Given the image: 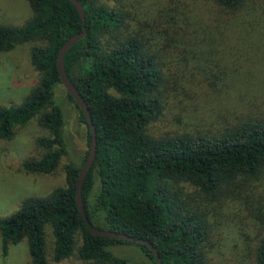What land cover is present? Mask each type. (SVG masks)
Returning <instances> with one entry per match:
<instances>
[{
	"label": "trees",
	"instance_id": "16d2710c",
	"mask_svg": "<svg viewBox=\"0 0 264 264\" xmlns=\"http://www.w3.org/2000/svg\"><path fill=\"white\" fill-rule=\"evenodd\" d=\"M29 1L33 15L24 25L0 24V51L18 42L35 43L30 56L42 76L22 103L0 104V138L10 139L16 125L37 117L50 131L49 136L37 139L46 151L38 159L25 161L24 167L52 173L68 154L64 104L55 98V88L62 83L57 54L68 38L83 29L84 22L69 0ZM81 1L88 33L66 52L65 65L89 104L97 131L96 159L82 186L91 223L152 241L162 264H235L208 259L206 248L213 228L205 198H215L231 181L264 175V80L258 79L264 73V0H251L262 13L256 22H249L247 32L232 34L235 23L231 19L248 0H214L228 17L220 16L216 27L197 35L192 34L187 18L188 33L179 25L171 36L165 34L164 45H154L142 24L130 31L127 15L111 7V0ZM258 24L261 35L250 38ZM244 35L243 43L233 38L241 36V40ZM232 45L241 46L246 54L236 48L239 55L254 64L223 83L227 90L238 91L241 99L236 102L228 92L229 108L239 109L233 122L203 134L152 132L153 122L168 106L170 88L178 84L173 90L181 86L184 93L191 84L167 78L164 55L178 66L190 55L195 62L203 58L217 66L229 65ZM252 86L257 89L252 91ZM249 91L259 92V97L245 94ZM67 98L88 126L91 144L92 130L84 113L68 92ZM82 165L68 163L64 187L46 196L26 197L12 215L0 218L3 253H8L11 244L27 239L31 263L50 264L46 253L49 224L55 236L53 260L75 255L86 264H129L110 247L136 245L152 264H158L145 244L92 234L75 196ZM186 183L194 190L188 192ZM253 263L264 264V237L254 250Z\"/></svg>",
	"mask_w": 264,
	"mask_h": 264
},
{
	"label": "rangeland",
	"instance_id": "374dc122",
	"mask_svg": "<svg viewBox=\"0 0 264 264\" xmlns=\"http://www.w3.org/2000/svg\"><path fill=\"white\" fill-rule=\"evenodd\" d=\"M109 5L127 15L130 31L138 29L139 24H142L154 45H164L165 34L170 33L171 36L173 28L178 29L179 25L185 27L188 33V24L185 21L187 18L192 23V34L197 35L216 27L218 18L225 15L224 10L214 0H111ZM261 13V9L248 0L232 15L231 20L235 26L231 33L240 35L242 31L247 32L246 29L251 27L249 22H256ZM32 15L33 9L29 0H0V24L24 25ZM225 16L228 17L227 14ZM222 27L226 30V25ZM254 27L257 30L261 25ZM259 35L261 31L257 30L250 38L257 39ZM233 38L241 43L247 40L246 35L241 40L235 36ZM34 44L18 42L8 51H0L1 105L22 103L41 79L42 75L30 56V49ZM231 47L232 59L229 65L222 62V66L203 58H198V62H195L191 55L178 66L175 61L170 64L171 56L164 55L167 78L179 82L189 81L191 84L184 93L181 86L178 90H173L178 84L170 88L168 106L153 122L152 132L166 136L181 132L203 134L233 122L239 109L229 108L231 102L228 92L236 102H241V99L238 91L227 90L223 83L233 74L241 75L248 69L246 66L253 63L246 61V56L239 55L236 48L246 54L241 46ZM258 79L264 80L263 72ZM251 89L254 91L257 86H252ZM252 91L245 94L253 98L254 95L259 97V92L255 94ZM55 98L64 104L68 154L61 159L52 173L25 169V161L38 159L46 151L37 144V139L50 135V131L38 123L37 117L23 126L16 125L10 139L0 138V218L12 215L21 207L26 197L46 196L54 188L64 187L67 164H82L87 155L90 148L88 126L80 120L79 111L75 103L67 98V91L62 83L55 88ZM185 185L188 192L194 190L190 184ZM205 204L210 209L213 228L206 248L209 261L254 264V250L259 240L264 237V175L231 181L223 185L215 198H205ZM46 235V253L50 264L87 263L75 255L59 261L53 260L55 236L49 224L46 226ZM2 240L0 232V264H32L27 239L11 244L6 255L2 251ZM110 250L116 255L126 257L129 264H152L136 245L110 247Z\"/></svg>",
	"mask_w": 264,
	"mask_h": 264
},
{
	"label": "water",
	"instance_id": "95a60500",
	"mask_svg": "<svg viewBox=\"0 0 264 264\" xmlns=\"http://www.w3.org/2000/svg\"><path fill=\"white\" fill-rule=\"evenodd\" d=\"M69 1H71L76 6V8L79 10V12L83 18L84 27L81 31H79V33L74 34L73 36L68 38L59 48L58 54H57L58 55V60H57L58 70H59V74L61 77L62 84L64 85L66 91L68 93H70L73 96V98L75 99L76 103L78 104V108L80 110H82V112L84 113L86 120H87V122L90 125L91 130H92V141L90 144V150H89L87 158L83 162V165L80 169L79 176H77V179H76L75 196H76V200H77L79 210L81 211L82 215L85 217L86 222H87L88 226L90 227L92 234H94L96 236H100V237L122 239V240L131 241V242H138L141 244H145L148 246V248L153 253L156 261H158V264H162L159 252H158L156 246L153 244L152 241L147 240V239L137 238V237H134V236L127 234V233H124V232H117V231L105 230V229L98 228L91 223V220L88 217L86 207H85L84 201H83V196H82V186H83V181L85 179V176H87L89 170L93 167V164H94L95 159H96V155H97V131H96L95 125L92 122L91 113H90V109L88 106L89 104H88L87 100L85 99V97L83 96V94L79 92L77 87L72 82V80H71V78L67 72L66 65H65L66 52L76 42H78L79 39H81L85 34L88 33V26L86 23L85 7H84L83 2L81 0H69Z\"/></svg>",
	"mask_w": 264,
	"mask_h": 264
}]
</instances>
